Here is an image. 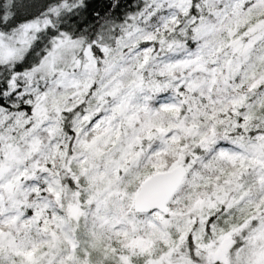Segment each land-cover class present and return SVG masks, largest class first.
Returning <instances> with one entry per match:
<instances>
[{
  "label": "snow or ice",
  "instance_id": "6c2138e0",
  "mask_svg": "<svg viewBox=\"0 0 264 264\" xmlns=\"http://www.w3.org/2000/svg\"><path fill=\"white\" fill-rule=\"evenodd\" d=\"M0 264H264V0H0Z\"/></svg>",
  "mask_w": 264,
  "mask_h": 264
},
{
  "label": "trees",
  "instance_id": "16d2710c",
  "mask_svg": "<svg viewBox=\"0 0 264 264\" xmlns=\"http://www.w3.org/2000/svg\"><path fill=\"white\" fill-rule=\"evenodd\" d=\"M90 2L99 9L106 2V0H90Z\"/></svg>",
  "mask_w": 264,
  "mask_h": 264
}]
</instances>
